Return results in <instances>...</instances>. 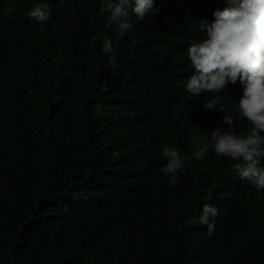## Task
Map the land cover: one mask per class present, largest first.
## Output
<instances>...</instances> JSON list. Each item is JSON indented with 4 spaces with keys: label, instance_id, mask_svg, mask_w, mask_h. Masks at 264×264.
Returning a JSON list of instances; mask_svg holds the SVG:
<instances>
[{
    "label": "trees",
    "instance_id": "16d2710c",
    "mask_svg": "<svg viewBox=\"0 0 264 264\" xmlns=\"http://www.w3.org/2000/svg\"><path fill=\"white\" fill-rule=\"evenodd\" d=\"M36 3L47 22L29 17L34 0H0V264H264V190L209 139L218 125L249 133L242 86L186 91L198 18L224 0H155L133 39L113 34L102 0ZM165 147L187 157L175 186Z\"/></svg>",
    "mask_w": 264,
    "mask_h": 264
},
{
    "label": "clouds",
    "instance_id": "9594fccd",
    "mask_svg": "<svg viewBox=\"0 0 264 264\" xmlns=\"http://www.w3.org/2000/svg\"><path fill=\"white\" fill-rule=\"evenodd\" d=\"M62 4L66 0H60ZM225 4L213 8L209 15L198 19L199 30L206 33V39L191 42L187 57L191 62L192 74L187 80L186 91L193 96L202 93H222L231 83L239 81L242 96L238 101L239 119H247L251 124L248 134L236 135L221 126L210 132V147L220 157L230 158L232 169L241 180H247L257 191L264 190V0H224ZM155 0H102L101 8L109 13L107 26L115 36L123 39L128 35L133 39L134 25L147 23L159 13L154 7ZM76 15V9H71ZM11 12V9H9ZM33 20L47 22L52 12L47 3H36L28 13ZM210 23V24H208ZM102 51L113 53L112 39L103 33ZM217 99H208L204 108L217 110ZM219 111L225 112L223 108ZM223 124L230 129L234 123L231 115L222 117ZM163 157L167 160L160 171L169 177L175 186L184 173L187 157L182 156L176 147H165ZM218 215V209L204 204L199 223L207 227L208 235L214 231L210 220ZM189 225L197 223L189 220Z\"/></svg>",
    "mask_w": 264,
    "mask_h": 264
}]
</instances>
